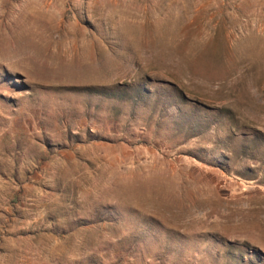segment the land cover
Here are the masks:
<instances>
[{
	"label": "rangeland",
	"instance_id": "1",
	"mask_svg": "<svg viewBox=\"0 0 264 264\" xmlns=\"http://www.w3.org/2000/svg\"><path fill=\"white\" fill-rule=\"evenodd\" d=\"M0 264H264V0H0Z\"/></svg>",
	"mask_w": 264,
	"mask_h": 264
}]
</instances>
